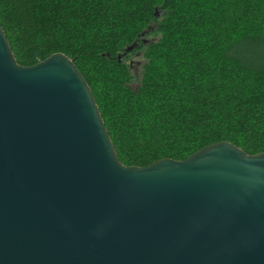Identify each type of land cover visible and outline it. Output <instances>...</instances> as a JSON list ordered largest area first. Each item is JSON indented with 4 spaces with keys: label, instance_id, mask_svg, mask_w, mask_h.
<instances>
[{
    "label": "water",
    "instance_id": "95a60500",
    "mask_svg": "<svg viewBox=\"0 0 264 264\" xmlns=\"http://www.w3.org/2000/svg\"><path fill=\"white\" fill-rule=\"evenodd\" d=\"M0 264H264V154L126 167L74 62L0 25Z\"/></svg>",
    "mask_w": 264,
    "mask_h": 264
},
{
    "label": "trees",
    "instance_id": "16d2710c",
    "mask_svg": "<svg viewBox=\"0 0 264 264\" xmlns=\"http://www.w3.org/2000/svg\"><path fill=\"white\" fill-rule=\"evenodd\" d=\"M0 25L20 66L74 62L126 167L264 154V0H0Z\"/></svg>",
    "mask_w": 264,
    "mask_h": 264
},
{
    "label": "flooded vegetation",
    "instance_id": "af4514ba",
    "mask_svg": "<svg viewBox=\"0 0 264 264\" xmlns=\"http://www.w3.org/2000/svg\"><path fill=\"white\" fill-rule=\"evenodd\" d=\"M141 41H143V44L144 45H147L148 43H150L151 41L149 40V39H141ZM150 41V42H149ZM136 57H138V58H142V53H138V54H136ZM137 65H138V68H136L135 69V61L134 60H131L130 61V65H131V68H132V70H134L135 71V76L138 78L139 77V74H140V68H141V66H142V60H140V61H138L137 63H136Z\"/></svg>",
    "mask_w": 264,
    "mask_h": 264
},
{
    "label": "rangeland",
    "instance_id": "374dc122",
    "mask_svg": "<svg viewBox=\"0 0 264 264\" xmlns=\"http://www.w3.org/2000/svg\"><path fill=\"white\" fill-rule=\"evenodd\" d=\"M149 38L153 39L154 36H150ZM142 59V58H141ZM141 59H139L138 57H136V55H133L131 57V60H134L135 61V69L138 68V65L136 64L138 61H140ZM143 60V59H142ZM140 72V71H139Z\"/></svg>",
    "mask_w": 264,
    "mask_h": 264
}]
</instances>
